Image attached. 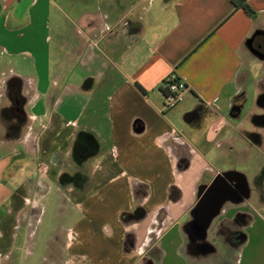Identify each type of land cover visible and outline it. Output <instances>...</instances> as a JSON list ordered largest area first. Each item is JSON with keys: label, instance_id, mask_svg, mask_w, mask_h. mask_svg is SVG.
I'll return each instance as SVG.
<instances>
[{"label": "crops", "instance_id": "1", "mask_svg": "<svg viewBox=\"0 0 264 264\" xmlns=\"http://www.w3.org/2000/svg\"><path fill=\"white\" fill-rule=\"evenodd\" d=\"M141 2L85 0L38 35L40 0H0V78L24 98L0 131V264H56L30 246L53 205L69 222L56 231L63 264H264V192L244 218L228 200L203 238L190 230L200 186L236 171L249 200L264 173L252 167L264 0H247L251 15L231 0H149L140 14ZM30 44L36 56L17 48ZM171 72L189 89L162 111ZM81 133L88 158L76 164ZM64 173L80 180L62 184Z\"/></svg>", "mask_w": 264, "mask_h": 264}, {"label": "rangeland", "instance_id": "2", "mask_svg": "<svg viewBox=\"0 0 264 264\" xmlns=\"http://www.w3.org/2000/svg\"><path fill=\"white\" fill-rule=\"evenodd\" d=\"M141 1L142 2H141L140 14H142L144 12V9L148 6L149 0H146V1L141 0ZM70 8H74V9H76V11L84 10L86 8L85 7V0H40L39 5H37V7L34 8V10L37 11V13L39 15H41V22L37 26V28L40 27V31L38 32V35H45L46 33H50V35H51L53 33L54 18L57 16L58 11H59L58 19H60V18H63V16L66 17L67 15H70V13H71L70 16H72V12H74V10L72 11V9H71V11H69ZM47 24H48V26H47ZM37 42H39V41H36V44H37ZM44 47L47 48V45H45ZM17 48L18 49L28 48L34 54V56H36L35 55L36 54L35 49L38 51L37 47H35V46L33 47V45H31V44L28 46H19ZM41 50H43V49H41ZM48 52L45 51L43 53V55L47 54V55H49V57L51 56V53L53 55V53H54L53 42H50V49L48 50ZM51 59H52V57H51ZM28 60L31 63L32 59H28ZM28 67H29V72H31V73L36 72V69H34L35 68L34 64L31 63L30 66H28ZM6 82H7V79L3 81L0 78V94H1V98H0V131H2L4 129V127L10 128V125H8V123H9L8 119L10 118V116H13L16 114L15 111L23 103L21 101V97L18 95L17 89H7ZM10 92H12V96H16L15 99L17 102L12 100L13 97H11ZM262 96H264V95H262ZM259 100H260V98H259ZM263 100H262V103L264 104ZM260 112L264 113V109ZM255 119L256 120L254 121V123L256 125L259 123V125L261 126V127L258 126V128L261 129V133L254 135V137L256 136L257 141H259L258 142L259 144L254 145V146H256V147L258 146L257 148L260 151V153L259 154L256 153V155H255L256 158H255L254 164H253L254 166H252V167H253V169H255L256 166L257 167L259 166V162H262L261 169L264 171V114L261 117L255 118ZM261 124H263V125H261ZM14 128H16V126H13V129ZM239 162L245 163V159L242 158ZM238 167L241 168L242 170H245V168H247L248 166L244 167V165H239ZM247 170H248L247 172H250V171H252V168L250 167ZM227 171H230V170H224L222 172H219L218 174H221V173L227 172ZM249 174L250 173H248V175ZM255 178H256L255 183H252L253 180H251L250 194L252 192V194H251L252 199L248 200V198H247L248 196H247V197H244L238 201V202H242V204H240L237 207L232 208L233 211L231 214H234V218L237 217V219H239V220L242 217L244 218V216L241 217L242 213L240 211H244V210H247V209L254 207L256 197H259L263 194L264 191H263L262 185H263V181H264V173L258 174ZM61 211H62V209H60V212H59V210L54 205L49 206L48 210L45 213L46 215L44 217L43 223L41 225H39L38 230H36V234H35L34 239H31L32 243L30 246H31L32 250L35 252V254L33 256V258L35 260L37 257L44 255L45 259H46L45 261H47V262L51 261V262H55L56 264H63L64 261H66V259L63 258L64 256L62 254H56L59 252V249L57 248L58 244L63 245V243L61 242L62 239L61 240L59 238L57 239L58 232L56 233V231L59 229L61 224L66 222L65 224L67 225L69 223L67 220L64 219L63 213H61ZM229 221H231V219ZM232 223H233V221H231V224ZM227 225H229V224H227ZM95 240L96 239H94V241ZM45 245H48L47 250L42 249ZM53 252H56V253H53Z\"/></svg>", "mask_w": 264, "mask_h": 264}, {"label": "water", "instance_id": "3", "mask_svg": "<svg viewBox=\"0 0 264 264\" xmlns=\"http://www.w3.org/2000/svg\"><path fill=\"white\" fill-rule=\"evenodd\" d=\"M248 195L243 174L236 171L217 174L208 185L199 187L198 200L192 211L194 219L190 223V230L197 237L203 238L210 221L219 213L226 201L236 202Z\"/></svg>", "mask_w": 264, "mask_h": 264}, {"label": "built area", "instance_id": "4", "mask_svg": "<svg viewBox=\"0 0 264 264\" xmlns=\"http://www.w3.org/2000/svg\"><path fill=\"white\" fill-rule=\"evenodd\" d=\"M163 84L162 111H168L183 100L189 85L185 78L176 72H171Z\"/></svg>", "mask_w": 264, "mask_h": 264}, {"label": "trees", "instance_id": "5", "mask_svg": "<svg viewBox=\"0 0 264 264\" xmlns=\"http://www.w3.org/2000/svg\"><path fill=\"white\" fill-rule=\"evenodd\" d=\"M231 2H232L235 9H241L248 15L253 14V10L248 5L247 0H231ZM81 134H79L76 137V140L74 142L73 151H72L73 160L76 164H81L84 160H86V158H88L85 156V152H84L85 142H84L83 136L84 137L85 136L91 137V136L86 134V133H81ZM79 180H80V178H77V174L68 175V174L64 173L60 176V183H62V184L68 183L71 181H74L77 183Z\"/></svg>", "mask_w": 264, "mask_h": 264}, {"label": "flooded vegetation", "instance_id": "6", "mask_svg": "<svg viewBox=\"0 0 264 264\" xmlns=\"http://www.w3.org/2000/svg\"><path fill=\"white\" fill-rule=\"evenodd\" d=\"M255 37H253L252 43L254 46H257L258 40H257V37L256 38ZM261 52L264 53V46L261 48ZM6 86H7V89H18V87L16 86V83L13 82L12 80H7ZM10 95H11V97H13L12 100L17 102L15 99L16 96H12V92H10ZM21 101L24 102V98L21 97Z\"/></svg>", "mask_w": 264, "mask_h": 264}]
</instances>
